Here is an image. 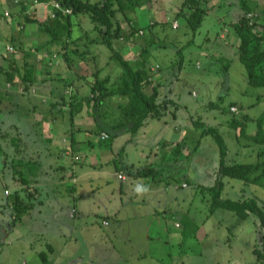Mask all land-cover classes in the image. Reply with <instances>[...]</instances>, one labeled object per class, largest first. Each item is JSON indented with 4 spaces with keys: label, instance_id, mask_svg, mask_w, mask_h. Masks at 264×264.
I'll use <instances>...</instances> for the list:
<instances>
[{
    "label": "rangeland",
    "instance_id": "rangeland-1",
    "mask_svg": "<svg viewBox=\"0 0 264 264\" xmlns=\"http://www.w3.org/2000/svg\"><path fill=\"white\" fill-rule=\"evenodd\" d=\"M141 1H148V8L154 3L150 13L157 21L156 27L149 24L150 14L142 15L143 6L137 12L139 19L136 22L142 30L133 38L141 45L148 42L146 46L151 53L148 76L153 83L161 84V95L176 102L177 108L171 107L174 114L149 120L143 127L147 140L142 146L134 144L142 128L132 137L123 134L100 141L93 119L85 117L86 105L73 119L67 113L60 119V113L55 112L57 126L63 129L60 135L59 132L51 135L59 138L57 153L61 154L57 158L56 153L50 155L41 148L40 140L44 135L40 130L36 133V127L32 126L30 103L36 105L37 115L47 112L52 101L50 89L54 97L62 96L66 101L71 95L85 96L93 69L98 68L99 77L116 82L121 67L100 38L92 44L84 38L65 50L62 47L64 40L46 43L48 34L36 23L25 24L21 29L18 23L23 19L22 3L27 6V11L34 10L39 19L47 17V13L44 16L42 13L47 9L33 5L32 0H0V65L7 67V58L11 56L6 53L5 46L18 44L9 41V35H12L14 41L21 42L32 52L28 59L36 66L38 79L48 80L54 75L46 85L39 87L35 83L30 95L18 94L16 83H10L9 87L5 85L7 92L0 91V123L7 122L8 116L4 115L7 112L21 118L29 112L19 129L33 127L29 133L21 131L24 146L16 149L15 141L12 143L19 157L29 160L22 161L21 169L16 171L15 156L12 166L5 173L0 171V220L7 216L6 196L9 197L13 190L24 196L21 179L18 183L13 171L16 179L21 176L24 183H30L35 171L41 170L39 164L43 163V158L63 166L62 169L49 166L46 176L49 186L44 191L50 195L33 203L30 214L23 216L15 227H10L13 230L7 237L0 238V264H45L40 252L50 263L56 261L58 264H166L164 261L167 264H264L256 260L253 252L259 242L254 215L244 218L225 207H217L210 213L213 193L212 189H207L215 183L219 162V143L213 132L220 136L226 149V162H255L260 145L248 135L255 133L261 115L264 129V86L248 83L245 69L237 58L238 36L234 33L233 23L242 13V1L204 0L201 7L205 14L194 29H188L185 17L177 13L179 28H173L174 13L163 6L164 2L163 14L159 15L154 0ZM117 16L123 18L121 14L117 13ZM71 27V39L82 37L84 31L90 37L99 34L93 30L86 14L74 16ZM112 42L119 48L127 41L124 37ZM128 44L126 57H137L139 49L134 47L137 44ZM88 45L98 56H88L90 62L87 63L72 51L75 48L80 52L87 51ZM11 54L21 66L23 57L18 50ZM65 54L71 58L70 62H66ZM4 81L0 73V84ZM123 101L125 98L118 95L109 97L102 110L106 109L116 117L118 103ZM196 119L202 124L195 126ZM232 119L238 125H231ZM49 122L54 123L53 118L49 117ZM36 123L37 127H43L40 121ZM57 126L51 125L52 129ZM207 128L210 129L204 131ZM6 132L8 134L3 138L11 140L12 132ZM130 137L132 143L127 142ZM176 139L180 140V155L173 152L174 146L169 150L168 145L163 147L167 141ZM71 140L74 146L70 148ZM2 141L0 138L6 151ZM64 144L66 149H63ZM123 145L124 151H121ZM92 155L100 160L99 164H87ZM146 158L153 166L162 168L160 179L141 178L140 183H136L135 177L125 173L128 179L121 183L117 178L118 171L130 165L125 162L145 164ZM183 179H188L189 184L181 186ZM4 187H8L7 193L3 191ZM128 187L134 190L130 191ZM242 195L255 196L264 210L263 187L245 184L237 178H223L221 197L235 200ZM8 207L10 209V205ZM73 208L76 213L70 217ZM165 244L170 256L163 259L159 252Z\"/></svg>",
    "mask_w": 264,
    "mask_h": 264
},
{
    "label": "trees",
    "instance_id": "trees-1",
    "mask_svg": "<svg viewBox=\"0 0 264 264\" xmlns=\"http://www.w3.org/2000/svg\"><path fill=\"white\" fill-rule=\"evenodd\" d=\"M38 1L50 2L52 0ZM56 1H58L63 7L70 8L71 13L65 14L64 12L57 10L55 11L54 17L51 18L47 14L45 19H39L35 15L34 10L27 13V6L21 2L20 13L24 14L22 15L23 19H21L22 22L18 23V25L21 26L20 28L23 29L25 24L36 23L43 33L48 34L49 38H47V42L50 44L64 40L62 47L65 50L70 44L77 45L78 41H81L84 38H87L90 44L97 43L99 41L98 38H100L106 47L111 50L114 60L119 63L121 74L118 81L110 82L107 77H99L98 68H95L96 70L93 69L91 80L87 82L89 91L85 96L78 97L77 95H71L68 97V101L60 96V98L56 100L53 99L50 102L48 111L51 112L53 118L55 117V112H59L60 117L67 113L70 118L73 119L82 112L83 106L86 105L85 117H91L93 119L97 128V133H99L100 141H107L111 140L114 136L123 134H130L132 137L133 135H136L149 120L161 119L168 113L174 114L171 107L177 108L176 102L161 95V84L158 82L153 83L148 76L150 65L148 58L151 56V53L146 46L148 42L145 45H141V42H137L133 38L139 30H142V28L137 27L135 23L129 20L128 12L130 10L131 12L135 11V5H141V0H97L93 2L91 0ZM240 1H242L240 4L242 13L238 20L233 23L234 33L238 36L237 58L245 69L248 83L253 86H264V24L257 21L256 13L250 11V7L247 6L246 0ZM188 3H190L187 5L188 8L190 7L189 14L187 16L185 13L183 14V11L185 10L184 8L187 6H184L181 12L179 11L177 14L185 17L188 29H194L200 24L202 17L205 14V9L195 0H189ZM81 13L88 15L93 24V30L99 32V37L98 35L97 37H90L87 32L84 31L82 37L71 39L72 18L74 16L77 18ZM117 13L121 14L123 18L119 19ZM248 13H252V16L248 17ZM124 22H126V25ZM124 37L125 40L130 43L137 42L140 44L138 48H136L139 49L137 57L134 55V58L129 59L120 49L114 47L112 41L119 38L123 39ZM12 42L18 43L16 45L17 47L13 44L12 45L17 48L20 56L23 58L21 66H19L12 54H10L11 56L7 58L8 66L3 67L0 65V73H2L5 78V81L0 84V91L3 90L7 92L4 86L6 84H9L10 86V83H16L22 87L21 94L27 93L30 95L31 89L33 88L32 86L36 83V66H34V64L28 59L32 55V52L25 49L21 42L14 41V38H12ZM88 47L89 45L86 47L87 51L80 52L75 48L76 50H73L72 52L79 55L81 60L86 59L88 63L90 62L88 56H92L93 58L97 55L94 50ZM67 54H65V60L66 62H70L71 58ZM93 64L95 67L97 66L96 61H94ZM8 91L10 92V90ZM50 93L52 95L54 94L52 90ZM115 95L125 98V102L118 103L116 117L112 116V114L110 115L111 112L108 110H102V108L105 107L104 103L106 102V99ZM41 111L44 110L42 109ZM103 112L104 114H102ZM101 115L103 117H101ZM262 121L263 116L261 115L257 119L255 133L250 136L248 135L253 142L260 145L257 154L258 159L255 162H226V149L221 142L220 136L213 132L219 143V162L215 171V183L207 188L208 190L212 189L211 191L213 193L210 213H212L217 207H225L244 218L254 215V224L256 225V230L258 232L259 242L258 248H254L253 252L256 255V260L261 263L264 262V210L259 202H257L258 199L255 196L250 197L245 195H242V197L235 200L223 198L221 197V191L224 177L237 178L245 184L253 183L264 188V129ZM200 122L199 119H196L193 123L196 126V124H202V122ZM230 124L236 126L238 125V122L235 119H232ZM209 129L210 128H207L204 131ZM240 131L243 133V127H241ZM102 132L107 133L108 137L106 139L100 138ZM5 135L6 133H0V137L3 140H5V138H3ZM131 137L127 139V142H132ZM163 145V147L168 145V150L169 148L172 149L174 146L175 149L173 152L175 154L180 155L182 152L180 150V140L176 139V141H167ZM0 150V160L2 158L6 159L8 156L7 149L5 151L1 143ZM121 151H124V145L122 146ZM9 163L12 164L13 161L11 160ZM21 165L22 161L16 163V171H18L17 167H21ZM11 166L12 165H10V167ZM7 167L9 166L7 165L4 168ZM124 171L126 174L133 177L160 179L159 176L162 168L153 166V164H142L137 166L131 164L125 166ZM17 174L21 175V173ZM15 180H17L18 183L20 181L22 186L24 185L23 188L21 187V190L24 191V196L22 197L18 193V190H13L10 194L9 227L14 226L15 223L20 220L21 215L31 206L27 203L28 196L31 197V192L29 190L30 185L28 187V184L24 183L25 181H22L23 178L21 176L17 179L15 178ZM183 180L184 182L181 186L189 184L188 179ZM4 191H7V189L5 188ZM28 199L30 200V198ZM5 205H8V203ZM39 255L45 264H51L46 259L43 252H40Z\"/></svg>",
    "mask_w": 264,
    "mask_h": 264
},
{
    "label": "crops",
    "instance_id": "crops-1",
    "mask_svg": "<svg viewBox=\"0 0 264 264\" xmlns=\"http://www.w3.org/2000/svg\"><path fill=\"white\" fill-rule=\"evenodd\" d=\"M94 1H97V0H94ZM196 2H200V6H201V3L202 2H205L204 0H195ZM226 2V3H228V2H230L231 0H223V2ZM142 2V6L141 5H135V11H133V12H131V10L128 12V17L130 18L129 20L130 21H132L133 23H135L136 24V22H137V20L139 19V16H137V12L140 10L141 11V9L140 8H142L143 6H145L144 8H143V12H142V15L143 14H150V19H148L150 22H149V24H151V26H152V28H154V26L156 25V20L155 19H153V18H151L152 17V15H151V11L153 10V7H154V3L151 5V8H148V6H147V4H148V1H146V2H143V1H141ZM154 2L156 3V7H157V9L160 11L159 12V15L160 14H163V12H161L163 9V6H167V8L169 9V10H171L172 11V13H174V18L172 19V22H171V24H172V27H173V23L175 22L176 23V26L175 27H173V28H179V22H178V20L176 19V17H175V15H176V13H178L179 11L181 12V10L183 9V7L184 6H187L188 4H190V3H188L189 2V0L187 1V0H177V3L174 1V0H154ZM163 2H164V5H163ZM186 2V3H185ZM246 2L247 3H249V2H252L251 4L252 5H250V3L248 4V6L250 7V11H252L253 13H256V16H257V21L258 22H260V23H262V22H264V0H246ZM192 4V3H191ZM163 5V6H162ZM146 9H149V10H146ZM185 10L183 11V14L185 13L186 14V16L189 14V12H190V7L188 8V6L187 7H185L184 8ZM168 12V11H167ZM167 12H166V15H167ZM43 13V16H44V12H42ZM141 13V12H140ZM43 19V18H42ZM156 27V26H155ZM139 28H141V27H139ZM13 30V29H12ZM10 34H12V33H10ZM12 38H14V36H12V35H9V41L10 40H12ZM46 43H48V44H50L49 42H47L46 41ZM126 43H127V46H126ZM126 43H124L125 45H119V48L118 49H120L121 51L122 50H124L125 51V53H124V51H122L124 54H127V51H129V44L128 43H130L129 41H127ZM144 43H146V41H144ZM133 44H137V46H134V47H137L138 48V46H139V44L137 43V42H133ZM25 48V47H24ZM25 49H27V48H25ZM95 51V50H94ZM95 53H96V51H95ZM134 55V54H133ZM98 56V55H97ZM100 56V55H99ZM52 76H54V75H50V78L47 80V79H44V78H40V79H38L37 77H36V84L39 86V87H41V84H43V85H46L50 80H51V78H52ZM53 79V78H52ZM43 82V83H42ZM50 84V83H49ZM6 85H8L9 86V84H6ZM34 85H35V83H34ZM33 85V86H34ZM11 86V85H10ZM16 87H18V89H17V92H18V94H20L21 93V91H20V89H22V87L21 86H19L18 84L16 85ZM20 87V88H19ZM51 91V90H50ZM12 93H14V91L12 90L11 91ZM51 94V93H50ZM21 95H24V94H21ZM25 96V95H24ZM60 98V97H59ZM41 100L40 101H42V98H40ZM53 99H58L57 97H54V94L52 95V100ZM31 105H32V107L31 106H29L28 105V107H31V110H29V112L30 113H32V115H29V116H32L31 117V120L33 121L32 122V126L33 127H36V133H37V130H40V131H42L43 132V137H42V139L40 140V141H42V143H41V148L44 150V151H46V152H48V154H52V152L53 153H56L55 154V156L58 158L59 157V154H61V153H57V148H58V146H57V144H56V141L57 140H59V138L58 137H56V138H54V137H52L51 135H53V134H56V135H58L57 133L59 132V135L61 134V131H63V129H59L58 128V124L59 123H57V121H56V119L55 118H53L52 116H51V112L50 111H47V112H42V113H39L38 112V115L36 114V106H35V104L33 105L32 103H30ZM28 112V113H29ZM28 113H24V117H19V116H17L16 114H14L13 115V113H11V112H7L6 114H4L5 115V117L6 116H8V120H7V122L5 123V121H3L2 123H0L1 124V126H0V129H1V132L0 133H2V134H4V133H6V134H8L6 131L8 130V131H11L12 132V134H13V138L11 137V140H8V139H5L4 140V144L6 145L5 147H6V149H7V153H8V156H7V161H6V159H1L0 160V171L2 172V173H5V171H7V169H9V167H10V161L12 160L13 162H14V157L16 156L17 158L15 159V160H17V163H19V161H25V160H29L28 158H23V159H21L20 157H19V153H17L18 151L16 150V149H18V146H24L25 144L23 143V141H22V137H23V135L24 134H22L21 133V131L22 132H27V133H29L31 130L30 129H32L33 127L32 126H29V129L28 130H25V129H23V130H21V129H19L22 125H23V119L24 118H26V116H27V114ZM0 116L2 117V115L0 114ZM5 117H4V119L3 120H5ZM49 117H51V119L53 118V121H54V123H51V122H49ZM76 117V116H75ZM29 118V117H28ZM37 119H39V120H37ZM60 119H62V117L60 118ZM41 120H46L47 121V123L46 122H42ZM36 121H40L41 123H43V127H37V123H36ZM149 122L150 121H148V123L147 124H149ZM47 124V125H46ZM48 125H49V127H48ZM51 125H55V126H57V127H55L56 129H52V127H51ZM144 127V126H143ZM143 127H142V130L138 133L139 134V136L136 138V141L134 142V144H138L139 145V143L140 144H142V146H145L146 144L144 143V142H146V132H143V131H145L144 129H143ZM20 135H21V137H20ZM124 135H126V134H124ZM128 135V134H127ZM1 138V137H0ZM16 139V140H15ZM54 139H56L55 141H54ZM128 139V138H127ZM15 141V142H14ZM34 140H32V142H33ZM14 142V144H13V146H17L16 147V149L14 148V147H12V143ZM73 140H71V144L69 145V147L71 148L72 146H74V144H73ZM130 143H132V142H130ZM52 144V145H51ZM91 147H92V145H90ZM26 147V146H25ZM40 148V147H39ZM56 148V149H55ZM53 149H54V151H53ZM63 149H66V145L64 144V148ZM52 150V151H51ZM33 151V150H32ZM36 152H37V150H35ZM34 151V152H35ZM14 152H16V153H14ZM66 153H67V151H65ZM142 154L144 153V152H141ZM31 154L33 155V152H31ZM32 155H30V158L32 157ZM92 158H91V160L87 163V164H95V165H97V164H99L100 163V160L99 161H97V159H95L94 158V155H92L91 156ZM148 157V156H147ZM76 158V157H75ZM78 158V157H77ZM37 160V159H36ZM91 161H92V163H91ZM106 161V160H105ZM125 163H127V164H133L131 161H126ZM145 164H152V163H149V161L147 160V158H146V163ZM9 166V167H7V168H4L5 166ZM52 165V166H51ZM54 165V166H53ZM57 165V166H56ZM139 165H142V164H139ZM49 166H51V167H54V168H60V169H62V165L61 164H55V162H53V163H50L49 162V160L47 161V159L45 160L44 158H43V163H40L39 164V167H40V171H39V173H36L37 171H35V174H33L32 175V177H31V179H30V183H27L28 184V187H29V185H30V194H31V197H29L28 196V198H30V200L27 198V202L31 205L28 209H27V211H25L22 215H21V217H20V220H22L23 219V216H25V215H28V214H30V211L34 208L33 207V203H36V202H38V201H40L41 200V198H47L50 194L47 192V191H44V188L45 187H47V186H49V183H46L47 182V179H46V176H47V169H49ZM125 166H128V165H125ZM135 166H137V165H135ZM48 167V168H47ZM16 168V167H15ZM21 169V167H17V170L19 171ZM122 172H124V174H123V176H124V178H118L120 181H121V183H123L124 181H126L128 178H127V176H126V174H125V171L124 170H119L118 171V173L119 174H122ZM14 174V173H13ZM14 179H15V174H14ZM145 179H147V178H145ZM149 179H152V178H149ZM152 180H154V179H152ZM134 181L136 182V183H140V181H141V177H135L134 178ZM135 182L133 183V185H135ZM15 184L17 185V183H16V181H15ZM24 186V185H23ZM23 186L21 185L20 186V188L22 187L23 188ZM4 189H5V187H4ZM4 189H3V191H4ZM6 189H8V187L6 188ZM128 189L130 190V191H133L134 189H133V187H128ZM7 197V199H6V203H9V201H10V196L8 197V196H6ZM5 203V204H6ZM9 205H7V210H8V212H7V216H6V218H4V219H2V220H0V238L2 237V236H4V237H7V235L9 234V233H11V231L13 230V229H11L9 226H8V222H9V214H10V210H9V207H8ZM35 206H37V205H35ZM36 210H38V209H36ZM39 211V210H38ZM12 216V215H11ZM71 217V216H70ZM20 220L19 221H17V222H20ZM16 222V223H17ZM15 223V224H16ZM103 223V222H102ZM104 224V223H103ZM16 226V225H15ZM14 226V227H15ZM60 231V230H59ZM58 231V232H59ZM55 232H57V231H55ZM54 232V233H55ZM39 239H41V237H39ZM49 247H51L50 245H49ZM50 250H52V247L50 248ZM159 254H160V256H162L163 255V259L164 258H168L170 255H169V253H168V251H167V246H166V244L165 245H163V246H161V248H160V252H159ZM56 261H54L53 263H51V264H58V263H55ZM163 263V262H162ZM161 263V264H162ZM164 263H166L167 264V261H164Z\"/></svg>",
    "mask_w": 264,
    "mask_h": 264
},
{
    "label": "built area",
    "instance_id": "built-area-1",
    "mask_svg": "<svg viewBox=\"0 0 264 264\" xmlns=\"http://www.w3.org/2000/svg\"><path fill=\"white\" fill-rule=\"evenodd\" d=\"M32 4L33 5H40L43 9H47V11H42L44 13H47L51 18L55 16V11L57 10H60L62 12H64L65 14H69L71 13V9L70 8H66V7H63L58 1L56 0H52V1H43V2H39L38 0H32ZM31 10H28L27 13H30ZM5 15L7 16L8 13L5 12ZM248 17L252 16V13H248L247 14ZM176 26V23L174 22L173 23V27ZM5 49H6V53L8 54H11V53H16L17 52V49L12 45V44H7L5 46ZM157 65V64H156ZM158 67V65L156 66ZM155 67L151 66V69L154 70ZM20 91L22 92V89H20ZM108 136H107V133L106 132H102L100 134V138L101 139H106ZM118 178H124L123 174H118ZM185 186V185H183ZM5 193H7V191H5ZM75 213H76V210L73 208L71 213H70V216L73 217L75 216Z\"/></svg>",
    "mask_w": 264,
    "mask_h": 264
},
{
    "label": "clouds",
    "instance_id": "clouds-1",
    "mask_svg": "<svg viewBox=\"0 0 264 264\" xmlns=\"http://www.w3.org/2000/svg\"><path fill=\"white\" fill-rule=\"evenodd\" d=\"M74 217V216H73Z\"/></svg>",
    "mask_w": 264,
    "mask_h": 264
}]
</instances>
